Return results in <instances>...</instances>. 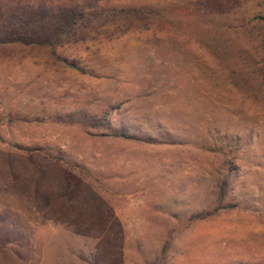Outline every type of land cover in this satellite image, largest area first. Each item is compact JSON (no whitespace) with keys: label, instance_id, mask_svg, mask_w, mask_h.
Wrapping results in <instances>:
<instances>
[{"label":"rangeland","instance_id":"1","mask_svg":"<svg viewBox=\"0 0 264 264\" xmlns=\"http://www.w3.org/2000/svg\"><path fill=\"white\" fill-rule=\"evenodd\" d=\"M262 19L0 0V264H264Z\"/></svg>","mask_w":264,"mask_h":264},{"label":"trees","instance_id":"2","mask_svg":"<svg viewBox=\"0 0 264 264\" xmlns=\"http://www.w3.org/2000/svg\"><path fill=\"white\" fill-rule=\"evenodd\" d=\"M137 12V10L136 9H131V10H124V12L125 13H132V12ZM262 20H264V19H262ZM259 32H258V34L257 35H259V45H260V47H261V52H262V59H261V61H260V63H261V67L258 69V71H257V74H258V79H259V81H260V83L262 84V85H264V25L262 26V28H259V30H258ZM245 50H247V52L249 53V51H248V48H244ZM238 50H237V47H236V49H235V51H234V54L237 52ZM251 52V51H250ZM244 53V52H243ZM248 53H246V55H248ZM239 55V51H238V53H237V56ZM124 137V136H123Z\"/></svg>","mask_w":264,"mask_h":264}]
</instances>
